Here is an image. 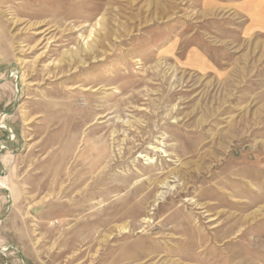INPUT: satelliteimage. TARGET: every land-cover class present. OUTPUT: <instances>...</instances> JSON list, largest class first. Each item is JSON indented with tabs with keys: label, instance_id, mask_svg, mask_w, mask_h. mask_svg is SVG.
<instances>
[{
	"label": "rangeland",
	"instance_id": "rangeland-1",
	"mask_svg": "<svg viewBox=\"0 0 264 264\" xmlns=\"http://www.w3.org/2000/svg\"><path fill=\"white\" fill-rule=\"evenodd\" d=\"M0 264H264V0H0Z\"/></svg>",
	"mask_w": 264,
	"mask_h": 264
},
{
	"label": "bare ground",
	"instance_id": "bare-ground-1",
	"mask_svg": "<svg viewBox=\"0 0 264 264\" xmlns=\"http://www.w3.org/2000/svg\"><path fill=\"white\" fill-rule=\"evenodd\" d=\"M12 133L14 134V132L12 131ZM157 148V147H156Z\"/></svg>",
	"mask_w": 264,
	"mask_h": 264
}]
</instances>
